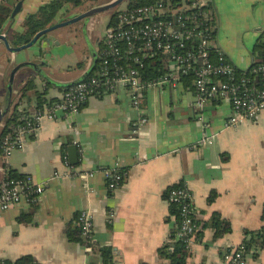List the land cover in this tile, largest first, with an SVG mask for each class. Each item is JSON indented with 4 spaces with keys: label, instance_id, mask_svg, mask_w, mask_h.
<instances>
[{
    "label": "crops",
    "instance_id": "0c3cea01",
    "mask_svg": "<svg viewBox=\"0 0 264 264\" xmlns=\"http://www.w3.org/2000/svg\"><path fill=\"white\" fill-rule=\"evenodd\" d=\"M50 1L22 0L21 11L15 20L8 19L1 32L8 33L9 41L14 33H23L26 18ZM207 1L216 22L214 48L238 70H250L256 62L255 45L264 33V0ZM110 14L91 19L87 33L94 46L100 42L101 47ZM75 25L81 29L82 22L50 33L51 43L42 39L20 53H10L0 43L4 108L10 75L26 60L44 62L43 72L56 82L70 83L83 75L90 53ZM79 63H84L82 69L76 68ZM64 90L24 67L15 75L6 117L16 108L33 112L41 106L37 92L43 94V105L59 100ZM194 100L193 85L183 80L146 89L135 108L130 90L119 86L90 97L77 113L45 119L25 147L7 160L0 148V185L10 171L45 184L35 203L23 199L0 209V261L16 263L29 256L35 264H103L98 250L110 247L115 264H170L160 256L176 222L166 194L170 187L183 185L193 194L200 227L188 249L187 264H226L230 251L243 245L245 231L264 228V112L254 121L227 128L232 114L229 101H208L201 112L191 107ZM140 116L148 121L137 135L133 122ZM204 135H215L211 145L200 143ZM73 144L78 147L75 165L69 159ZM114 170L126 172V178L110 192L106 172ZM83 210L94 217L89 241L94 247L83 237L79 241L68 237ZM215 214L231 227L221 237L215 236L212 226ZM25 216L31 221L21 222ZM246 256L248 264H264V248L246 249Z\"/></svg>",
    "mask_w": 264,
    "mask_h": 264
},
{
    "label": "built area",
    "instance_id": "2783aa9c",
    "mask_svg": "<svg viewBox=\"0 0 264 264\" xmlns=\"http://www.w3.org/2000/svg\"><path fill=\"white\" fill-rule=\"evenodd\" d=\"M158 0L154 4L116 8L110 14V22L99 51L98 69L77 85L65 89L59 100L39 106L33 112L22 111L18 125L0 139L5 160L13 151L23 149L45 119H56L57 112L74 114L86 101L97 94L123 86L130 90L132 105L138 108L146 89L162 88L180 83L184 76L194 75L193 90L196 97L191 104L195 111H203L208 101L227 100L232 114L226 127H237L254 121L264 112V63L249 71L238 70L213 46L215 28L207 12V0ZM116 15V25L112 19ZM166 55L171 63L170 73L151 80L142 79L138 68L157 54ZM204 120L203 114L199 116ZM147 118L140 116L133 122V133L141 135ZM205 122V121H204ZM206 127V124H204ZM215 135H204L203 145H211ZM87 176V175H86ZM110 192L118 190L126 178V172L107 171ZM45 184H36L30 176L7 177L0 185V209L7 210L23 199L29 204L37 200ZM91 191L88 184L84 185ZM168 204L180 207L181 224L176 239L183 240L190 249L199 231L198 210L193 203L192 192L183 185L170 187L166 194ZM90 210H83L77 218V227L84 239L91 241L94 219ZM175 240L170 239L169 245ZM0 264H15L0 261ZM226 264H248L244 245L230 251Z\"/></svg>",
    "mask_w": 264,
    "mask_h": 264
},
{
    "label": "trees",
    "instance_id": "16d2710c",
    "mask_svg": "<svg viewBox=\"0 0 264 264\" xmlns=\"http://www.w3.org/2000/svg\"><path fill=\"white\" fill-rule=\"evenodd\" d=\"M18 0H0V31H2L4 25L10 18L12 11L14 9V3ZM158 0H129V4L131 7L141 6V5H150L154 4ZM95 2V0H52L51 2L44 4L40 7L38 12L35 14L29 15L24 23L23 33H14L11 36L9 41L12 47H18L24 44H27L31 41V39L41 30L53 26L56 24L57 19L62 15V12L65 13L62 17H67V13L69 11L82 10L86 6L91 5ZM93 6V5H92ZM210 5L208 6L207 12L209 11ZM61 14V15H60ZM210 14V13H209ZM211 22L214 28H216V22L213 18V15L210 14ZM116 15L114 14L112 19V25H116ZM254 54L256 57V62L254 66L264 63V33L261 35L257 44L254 48ZM131 67L138 68L142 74V79L151 80L155 78H159L165 76L170 73L171 63L166 55L161 53L157 54L144 62L143 66H138L137 64H130ZM84 67V63H79L76 68L82 69ZM98 69V62L96 67L91 72V75L95 74V71ZM88 76V77H89ZM87 77V78H88ZM185 78H187L185 80ZM185 81L188 86L193 85L194 75L184 76L182 81ZM32 87V86H31ZM42 95L38 92L36 96L40 101V105H42ZM22 112L18 111L16 108L15 111L6 118L5 125L2 129V133L0 139L3 138L14 125H18L20 115ZM66 152V150H64ZM11 177H20L15 175L13 171H10ZM216 197L213 194L210 197V202L214 200ZM171 213L176 216V222L174 227L171 230L170 239H174L175 241L172 244H168L164 246L160 250V256L164 259H168L170 264H187V259L189 255V250L187 249L183 240L179 238L176 239L177 233L179 231V226L181 224V214L180 207L176 204H170ZM264 217V214H263ZM30 216H25L21 219V222L27 223L30 222ZM212 226L216 230L215 236L221 237L222 235L229 233L231 231V227L228 221L221 218L220 215L215 214L212 220ZM68 237L71 241H79L81 240V232L77 227L75 229H71L68 231ZM89 244V242H87ZM90 246L94 244H89ZM246 249H263L264 248V228L259 230H247L245 231V240L243 243ZM101 253L103 264H115L114 263V255L113 251L110 247H104L98 250ZM15 264H35V261L32 257L26 256L18 260Z\"/></svg>",
    "mask_w": 264,
    "mask_h": 264
},
{
    "label": "water",
    "instance_id": "95a60500",
    "mask_svg": "<svg viewBox=\"0 0 264 264\" xmlns=\"http://www.w3.org/2000/svg\"><path fill=\"white\" fill-rule=\"evenodd\" d=\"M125 0H112L108 3L105 4H101V5H96L93 6L91 8H89L86 11L83 10H77L75 13H73L72 16H69L68 18H66V20H62V21H57L56 24H54L53 26H50L48 28H45L41 31H39L32 39L29 43L18 46V47H12L9 43L8 40V33L6 32H1L0 31V43L3 42L5 48L10 52V53H20L23 52L29 48H32L33 46H35L36 44H38L42 39L45 40V42L47 43H51V39L48 38L47 36L64 27H68V26H72L74 24L77 23H83L82 24V32L84 34V37L86 39V42L88 44L89 47V53H90V63L87 67V69L85 70V72L83 73V75L76 81L70 82V83H60V82H56L53 81L52 79L48 78V76L46 75L45 72H43L42 70V66L43 64H39L37 62L34 61H25L23 63L18 64L12 71L11 75H10V80H9V86H8V95H7V103H6V107L4 108V106H2L1 102H0V126L5 125V121H6V116L10 111L11 108V104H12V95H13V85H14V80H15V75L16 73L23 69L24 67H29L31 69H33L34 71H36L41 77H43L44 79H47V81L57 87L60 88H70L73 87L75 85H77L78 83L82 82L83 80H85L90 74L91 72L94 70V68L96 67V64L98 62V58H99V51H100V42L97 44V46H94L90 40H89V36H88V27L91 23V19L97 15L103 14V13H108L112 10H115L117 7H119L120 4H122ZM22 0L19 1L13 11L12 14L10 16V20H15L16 16L18 15V13L21 11L22 9ZM252 67L254 66L255 62H252ZM251 67V68H252ZM249 71V70H248ZM64 113L63 111H58L57 114H61ZM3 125V127H4ZM2 133V132H1ZM69 159L71 161V163L73 165L77 164L78 162V147L77 145L73 144L70 146L69 148Z\"/></svg>",
    "mask_w": 264,
    "mask_h": 264
},
{
    "label": "rangeland",
    "instance_id": "374dc122",
    "mask_svg": "<svg viewBox=\"0 0 264 264\" xmlns=\"http://www.w3.org/2000/svg\"><path fill=\"white\" fill-rule=\"evenodd\" d=\"M52 1V0H51ZM50 1V2H51ZM110 1H112V0H95V2L93 3V4H91V5H94V6H96V5H98V4H105V3H108V2H110ZM128 2H129V0H125L122 4H120L119 5V7H117L118 9H124L127 5H128ZM49 3V2H48ZM93 7V6H92ZM114 10H112V11H110V12H113ZM65 13V11L64 12H62V15ZM209 13V12H208ZM104 14V13H103ZM61 15V14H60ZM62 15L57 19V21H62V20H66V18L65 17H62ZM100 15H102V14H100ZM97 16H99V15H97ZM78 24V23H77ZM76 26V25H75ZM77 27V30H78V32H79V29H80V27H79V25H77L76 26ZM72 28V27H71Z\"/></svg>",
    "mask_w": 264,
    "mask_h": 264
},
{
    "label": "flooded vegetation",
    "instance_id": "af4514ba",
    "mask_svg": "<svg viewBox=\"0 0 264 264\" xmlns=\"http://www.w3.org/2000/svg\"><path fill=\"white\" fill-rule=\"evenodd\" d=\"M98 5H101V4H98ZM94 6V5H93ZM92 7V5H88V6H86L84 9H82L83 11H86V10H88L89 8H91ZM83 24V23H82ZM81 31H82V27H81V29H80Z\"/></svg>",
    "mask_w": 264,
    "mask_h": 264
}]
</instances>
